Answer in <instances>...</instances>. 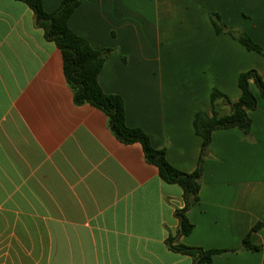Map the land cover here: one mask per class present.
<instances>
[{"label": "crops", "instance_id": "0c3cea01", "mask_svg": "<svg viewBox=\"0 0 264 264\" xmlns=\"http://www.w3.org/2000/svg\"><path fill=\"white\" fill-rule=\"evenodd\" d=\"M214 14L264 47V0H82L69 19L111 50L99 83L123 98L127 125L189 173L202 149L194 118L212 114L213 89L235 103L241 73L264 78V56L217 33ZM251 84V131L213 132L182 235L183 188L161 178L141 143L118 139L103 110L75 102L33 10L0 0V264H196L177 244L229 250L200 264H264V98ZM248 234L258 250H230Z\"/></svg>", "mask_w": 264, "mask_h": 264}, {"label": "trees", "instance_id": "16d2710c", "mask_svg": "<svg viewBox=\"0 0 264 264\" xmlns=\"http://www.w3.org/2000/svg\"><path fill=\"white\" fill-rule=\"evenodd\" d=\"M33 10L37 23L45 30L46 37L55 42L63 58V69L67 83L71 87L74 100L77 104H91L105 112L109 126L118 139L124 143L139 142L143 145L146 159L156 165L161 178L171 184H178L184 190L185 206L176 212L181 222L179 233L188 235L193 230V224L186 216V212L199 203V192L202 180V163L207 149L211 143L215 130L240 128L246 135L251 131L252 120L250 111L258 106V97L255 94L251 81L264 98V78L255 69L243 72L239 76L238 84L241 89V98L232 103L229 97L217 88L211 93L212 114L204 111L196 113L194 128L197 135L202 138V149L199 164L194 172H184L174 167L166 158L164 148H155L148 134L137 127H130L126 122L125 104L120 95L106 93L99 83V74L111 50L95 49L83 37L76 34L69 26L75 9L82 0H63L52 12H47L43 0H19ZM217 33L226 32L232 35L249 51H255L264 56V47L258 44L247 32L237 31L226 27L219 15H212ZM228 103L232 109L230 113H221V105ZM259 225L253 229L256 230ZM175 250L190 255L197 261L196 264L211 262L214 255L229 251L227 249L205 250L201 247H189L177 244ZM258 250L259 246L251 242L248 234L241 245L231 248V251Z\"/></svg>", "mask_w": 264, "mask_h": 264}]
</instances>
